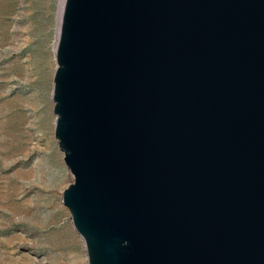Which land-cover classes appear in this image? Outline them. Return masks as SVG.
<instances>
[{"label":"water","instance_id":"obj_1","mask_svg":"<svg viewBox=\"0 0 264 264\" xmlns=\"http://www.w3.org/2000/svg\"><path fill=\"white\" fill-rule=\"evenodd\" d=\"M56 56L90 264H264V0H63Z\"/></svg>","mask_w":264,"mask_h":264},{"label":"rangeland","instance_id":"obj_2","mask_svg":"<svg viewBox=\"0 0 264 264\" xmlns=\"http://www.w3.org/2000/svg\"><path fill=\"white\" fill-rule=\"evenodd\" d=\"M61 3L0 0V264H90L55 133Z\"/></svg>","mask_w":264,"mask_h":264},{"label":"bare ground","instance_id":"obj_3","mask_svg":"<svg viewBox=\"0 0 264 264\" xmlns=\"http://www.w3.org/2000/svg\"><path fill=\"white\" fill-rule=\"evenodd\" d=\"M62 1V3H61V10H62V5H63V0H61ZM60 17H61V12H60ZM59 25H60V19H59ZM58 38H59V27H58V37H57V41H56V44H55V49H56V51H57V46H58ZM20 63V62H19ZM50 64H51V61H50ZM51 66H52V64H51ZM53 67V66H52ZM49 108H51V104L49 103ZM55 119V118H54ZM53 119V120H54Z\"/></svg>","mask_w":264,"mask_h":264}]
</instances>
